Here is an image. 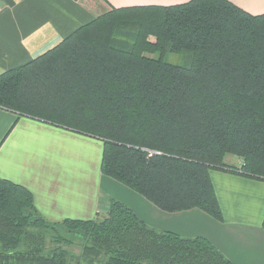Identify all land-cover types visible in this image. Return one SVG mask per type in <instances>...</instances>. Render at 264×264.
I'll list each match as a JSON object with an SVG mask.
<instances>
[{
  "label": "trees",
  "instance_id": "trees-1",
  "mask_svg": "<svg viewBox=\"0 0 264 264\" xmlns=\"http://www.w3.org/2000/svg\"><path fill=\"white\" fill-rule=\"evenodd\" d=\"M0 107L101 140V174L161 211L222 222L211 171L264 181V14L229 0L111 8L1 74ZM77 257L234 264L205 237L158 231L114 198L94 219L50 221L29 190L0 177V264Z\"/></svg>",
  "mask_w": 264,
  "mask_h": 264
},
{
  "label": "crops",
  "instance_id": "crops-1",
  "mask_svg": "<svg viewBox=\"0 0 264 264\" xmlns=\"http://www.w3.org/2000/svg\"><path fill=\"white\" fill-rule=\"evenodd\" d=\"M190 1L0 0V75L53 49L111 8L175 6ZM229 1L252 15L264 14V0ZM92 141L97 139L0 107V177L29 190L38 211L50 221L94 219L106 214L114 198L158 231L184 238L205 237L234 264H264V181L211 171L222 222L200 210L166 213L129 192V200L135 202L131 205L96 185L81 197L69 191L60 155L66 144L90 148ZM100 177L101 184L106 182L111 190L115 187L110 178Z\"/></svg>",
  "mask_w": 264,
  "mask_h": 264
},
{
  "label": "rangeland",
  "instance_id": "rangeland-1",
  "mask_svg": "<svg viewBox=\"0 0 264 264\" xmlns=\"http://www.w3.org/2000/svg\"><path fill=\"white\" fill-rule=\"evenodd\" d=\"M158 56H156L157 58ZM165 61L171 63L173 65L182 66L184 65V55L183 54H172L169 53L165 57ZM96 139V138H94ZM94 142L92 141V145L90 146H70L68 144L65 145L63 152H61L60 163H64V175L65 180L69 179V183L67 182V187L71 188L69 191L73 194L75 191L76 195L80 194L81 197H84L88 192L92 191L90 187L96 185L102 191L107 192L110 191L113 195H119L123 197L125 201H130L131 205H135L132 198H129L128 195L135 194L139 198L144 199L137 193L131 191L127 187L122 184L112 180L114 182L115 187L112 190L105 183L101 184L100 180V170H101V159H102V151H103V142L97 139L96 147H94ZM228 163H235V165H239L240 161L238 158L227 156L225 159ZM80 180V185L78 183ZM71 181V183H70ZM74 183V186H73ZM121 186V187H118ZM124 188V189H123ZM113 191V192H112ZM130 194V196H131ZM122 195V196H121ZM147 201V200H146ZM72 252L76 255L79 254L80 250L78 248H72ZM80 259L77 257L75 259H71L68 264H78Z\"/></svg>",
  "mask_w": 264,
  "mask_h": 264
}]
</instances>
